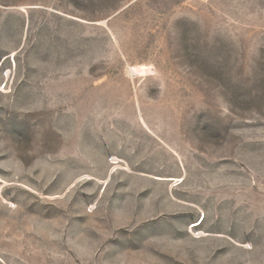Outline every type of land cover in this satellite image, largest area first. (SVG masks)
I'll list each match as a JSON object with an SVG mask.
<instances>
[{"label": "rangeland", "instance_id": "1", "mask_svg": "<svg viewBox=\"0 0 264 264\" xmlns=\"http://www.w3.org/2000/svg\"><path fill=\"white\" fill-rule=\"evenodd\" d=\"M0 264H264V0H0Z\"/></svg>", "mask_w": 264, "mask_h": 264}]
</instances>
